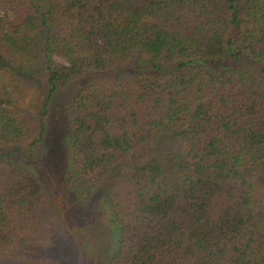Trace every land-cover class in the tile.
<instances>
[{
    "label": "trees",
    "instance_id": "trees-1",
    "mask_svg": "<svg viewBox=\"0 0 264 264\" xmlns=\"http://www.w3.org/2000/svg\"><path fill=\"white\" fill-rule=\"evenodd\" d=\"M0 72V264H42L69 229L74 172L58 193L18 161L67 90L63 158L103 193L106 264H264V0H0Z\"/></svg>",
    "mask_w": 264,
    "mask_h": 264
},
{
    "label": "rangeland",
    "instance_id": "rangeland-1",
    "mask_svg": "<svg viewBox=\"0 0 264 264\" xmlns=\"http://www.w3.org/2000/svg\"><path fill=\"white\" fill-rule=\"evenodd\" d=\"M6 81L7 74L0 72V82L5 83ZM70 95V90L60 92L53 102L49 139L47 145L37 150V155L41 160H34L32 157L29 160L20 158L18 161L28 166L39 177H45L50 180L55 179L54 183H49V185L53 184L58 193L60 191L58 188L62 185L61 181L68 176L69 171H73L76 178L73 181L74 185L72 189L69 190L70 197L67 200H62L63 202L60 203L63 209L68 206L64 210H68L66 212L70 215V218L67 220L69 229L66 230L61 226L63 228V231H61L58 226L54 230L55 232L48 235L46 240L43 241L41 244V248L43 249L41 253L42 264H92L83 252L84 248H82L83 245L81 243L83 240L86 241L88 249L93 250L94 254L98 257V264H106L103 252L97 249V246L99 249L102 247L101 240L103 237L104 239L107 237L106 230L110 228L103 193L97 188L98 186H93L86 182V179L76 171V167L69 160H64L63 158L62 150L65 146V144L63 146V137L67 128V122L63 119V116ZM40 101L41 91L34 86L28 91L27 96L23 100V106L30 111L37 112ZM2 116L3 114L0 111V118ZM45 152L50 154L54 160H46L44 157ZM90 192H94V195L86 205V199ZM77 237L82 238V240L79 241ZM111 239L107 243L109 248L112 247L115 241L114 231Z\"/></svg>",
    "mask_w": 264,
    "mask_h": 264
}]
</instances>
